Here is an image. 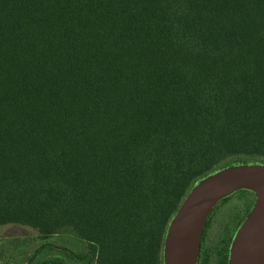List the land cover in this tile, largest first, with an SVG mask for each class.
<instances>
[{
	"label": "trees",
	"instance_id": "trees-1",
	"mask_svg": "<svg viewBox=\"0 0 264 264\" xmlns=\"http://www.w3.org/2000/svg\"><path fill=\"white\" fill-rule=\"evenodd\" d=\"M250 162L264 164V0H0V227L40 235L9 241L3 264H163L192 186ZM252 203L214 206L196 264H227Z\"/></svg>",
	"mask_w": 264,
	"mask_h": 264
},
{
	"label": "water",
	"instance_id": "water-1",
	"mask_svg": "<svg viewBox=\"0 0 264 264\" xmlns=\"http://www.w3.org/2000/svg\"><path fill=\"white\" fill-rule=\"evenodd\" d=\"M239 190L254 196L231 240L227 264H264V164L224 166L199 179L171 218L162 249L163 264H196L200 236L214 206Z\"/></svg>",
	"mask_w": 264,
	"mask_h": 264
},
{
	"label": "rangeland",
	"instance_id": "rangeland-1",
	"mask_svg": "<svg viewBox=\"0 0 264 264\" xmlns=\"http://www.w3.org/2000/svg\"><path fill=\"white\" fill-rule=\"evenodd\" d=\"M250 163L263 164L259 162H250ZM253 200H254V196H253ZM39 237L40 235L38 234V232L28 226L14 225V224L1 226L0 227V249L3 248V251H4L3 254L5 255V258L3 259V261H1V263L3 264L4 261L6 262V260L11 255V253H13L14 255L20 254V252L18 251L10 252L9 248H12V247H10L11 245H8L9 241L14 240L15 244L19 245L18 247L21 246L20 248H17L19 250L21 248L28 250V249H31L33 244H38L40 242V240H38ZM52 240L62 245L63 248H67L68 250H71V251L74 250V252L76 253L81 252L83 249L86 248V244L84 242L78 240L75 236L69 233H60L54 236Z\"/></svg>",
	"mask_w": 264,
	"mask_h": 264
}]
</instances>
